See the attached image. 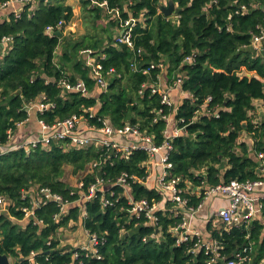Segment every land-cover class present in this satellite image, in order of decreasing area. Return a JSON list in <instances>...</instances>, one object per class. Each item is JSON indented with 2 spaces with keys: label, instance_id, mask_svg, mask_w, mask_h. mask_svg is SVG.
I'll return each instance as SVG.
<instances>
[{
  "label": "trees",
  "instance_id": "1",
  "mask_svg": "<svg viewBox=\"0 0 264 264\" xmlns=\"http://www.w3.org/2000/svg\"><path fill=\"white\" fill-rule=\"evenodd\" d=\"M95 1L107 5L81 0L86 31L78 37L65 33L75 17L68 0L27 2L20 17L0 20V40L12 37L0 59V196L7 201V210L0 211V251L14 264H208L212 255L203 247L192 252L197 238L177 245L173 229L184 214L171 213L175 203L148 184L145 149L127 155L104 145L80 147L70 138L49 146L3 148L29 118V105L41 99L50 108L38 110V118L48 125L73 116L82 117L83 134L87 128L100 133L106 122L116 129L131 125L156 145L167 141V118L173 116L182 132L171 140L170 172L180 179L187 207H199L207 187L264 178V156L259 157L264 155V120L252 113L255 102L264 101V50L252 46L264 32V0H174L182 10L170 17L160 9L163 0ZM103 15L106 24L98 23ZM129 18L137 20L131 45L118 42ZM87 51L101 64L106 89L81 54ZM161 65L169 85L183 78L187 96L177 106L152 92L162 82ZM62 81H84L88 93L66 91ZM66 167L82 174V187L74 190L63 179ZM122 174L134 200L165 205V211L155 212V221L131 212L126 189L117 184ZM98 178L113 205L104 206L101 193L92 200L82 197ZM36 187L60 194L70 202L67 211L56 218L60 207L49 202L27 218L24 208L32 207V197L23 194ZM261 202V215L249 224H208L221 255L212 264H226L245 249L253 264L264 259V198ZM23 221L24 226L18 223ZM72 222L99 238L101 258L77 246H60V230Z\"/></svg>",
  "mask_w": 264,
  "mask_h": 264
},
{
  "label": "built area",
  "instance_id": "2",
  "mask_svg": "<svg viewBox=\"0 0 264 264\" xmlns=\"http://www.w3.org/2000/svg\"><path fill=\"white\" fill-rule=\"evenodd\" d=\"M38 0H6L0 2V16L2 13L9 15L14 14L16 17H20L21 13L24 11V6L27 2H35ZM94 3L100 6L105 7L106 2L98 3L94 0ZM17 5V6H16ZM115 14L119 15V12L116 11ZM137 20L135 18H129L125 21L124 27L121 30V34L118 37V42L132 44V28L135 25ZM62 23H60L61 25ZM49 32H54V28L50 27ZM12 41L11 36L4 37L0 40V49L7 51L9 49V44ZM253 48L257 52L264 50V32L259 35H256L253 38L252 42ZM88 52V51H87ZM90 53V52H89ZM88 53V54H89ZM2 57H0L1 59ZM188 61H191L192 58L188 57ZM88 64L91 66L94 77L97 79V83L104 89L107 88V81L103 77L102 66L99 62L94 65V60L89 56ZM163 66V65H161ZM113 71V70H112ZM111 71V72H112ZM183 83V78L178 77V79L173 83L172 87L181 88ZM62 86L66 91H80L83 94L88 93L87 86L84 81H78L76 83H69L67 81H62ZM152 92H160L163 95V102L168 105H174L168 91L163 88L162 82L158 85L153 86ZM38 110L44 111L50 108V104L41 103L38 104ZM168 119V125L170 122V116ZM82 117L73 116L63 121H59L54 125H48L44 121L40 120L42 129L45 134H42L41 138L26 142L25 144L19 146H31L36 147L38 144L43 146H49L54 140H64L70 138L73 144L77 146H87L89 144H98L108 146L114 150L121 151L127 155L131 153L134 149H145L150 155V159L154 158L157 154L159 155V161L162 166V172L159 174L155 187L162 192L165 198L172 200L175 205L170 208L169 211L174 215L184 214V221L179 226L173 229L175 235L177 236V245H180L184 242L189 241L192 238H197V242L192 250L196 252V248L203 247L206 254L212 255L211 260L208 264H212L215 260L221 257L219 249L220 246L218 242L213 239H206L200 231L194 230L191 228V214H194L202 206L199 205L197 208L187 207V200L181 196L182 189L178 188L179 178L173 177L171 175L170 169L172 164L169 162V152L172 149L171 140L172 138L181 134L182 129L176 128L173 133L169 134L167 131V141L162 145H156L152 136L144 135L136 127L131 125H126L121 129H116L109 122L99 129L100 133L90 132V128H87L85 132L79 131V126L82 123ZM11 133V131H10ZM12 137V135L10 136ZM117 137H127L129 144H123L117 141ZM1 152V150H0ZM263 154H259V157H263ZM262 171H264V165H262ZM150 178V174L148 179ZM104 181L100 178L97 179L96 183L90 184L88 190L82 193V197L87 200H92L96 198L99 193L103 194V204L104 206L113 205L114 202L106 196L105 189L102 187ZM117 184L124 187L128 194L130 203L132 204L131 212L139 216L142 213H145L152 221L157 219L155 212L159 210H166L165 205L163 204H154L150 205L147 200H134L130 194L128 188L127 174H122L117 179ZM83 182H80V187H82ZM264 186V178H259L256 180H246L240 181L234 179L227 184H219L213 187H207L205 190V199L211 195L219 194L229 198V204L222 206L215 213L216 217L213 220V225L217 226L218 223L226 226V228L232 226H240L244 223H251L257 219L262 212L263 204L262 199L264 195H261L258 192V188ZM79 187V188H80ZM111 195L114 194L112 189L108 190ZM31 196L32 197V207L24 208L26 211V217L31 218L35 215L34 208L45 205L49 202H55L60 207V212L56 215V218H59L64 214L70 202L65 201L60 194L53 192L48 187L33 188L29 191L24 192L23 197ZM7 201L4 196H0V211L1 209H6ZM187 207V210L183 213V209ZM86 212L82 214L85 216ZM87 237L89 238L87 243H82L77 247L88 250L89 252L94 253L98 258H101L99 253V238L95 234H90L86 232ZM247 250H243L236 254V258L228 261L226 264H253L252 258L247 254ZM75 256H79L76 252ZM259 264H264V259L261 260Z\"/></svg>",
  "mask_w": 264,
  "mask_h": 264
},
{
  "label": "crops",
  "instance_id": "3",
  "mask_svg": "<svg viewBox=\"0 0 264 264\" xmlns=\"http://www.w3.org/2000/svg\"><path fill=\"white\" fill-rule=\"evenodd\" d=\"M68 3L71 4L70 2H68ZM71 5L74 8V5L73 4H71ZM8 18H9V15H6L4 13H2L0 16V20H5V19L7 20ZM72 22L68 26H71ZM67 27H66L65 33L67 32ZM61 46H62V48H61ZM61 46L57 50V54L59 56L58 58L61 57V54L64 51V46L63 45H61ZM7 53H8V50L5 51V50L0 49V57H4ZM88 53L89 52H82L81 54L87 55V57L89 59ZM91 59L94 60V63H95L94 65H96L97 62H99L97 60L96 56L91 57ZM87 64H88V60H87ZM163 78H162L163 88H165L168 91L174 105L177 106L181 102V100L187 96V93H185L181 88L172 87L171 85H169L167 83L166 77H165V79H163ZM39 103H41V99H36L33 104L31 103L29 105V107H28L29 111H30L29 112V118L26 119L24 122L19 124L17 131L12 134V137L10 138L9 143L6 145L7 148H5V147L3 148L4 150L19 148V146L25 144L26 142L39 139V138H41L42 134H45V132L42 129L40 119L38 118V108L37 107H38ZM33 106H35V107H33ZM256 109L259 111L264 109V101L257 100L255 102V109L254 110H256ZM254 110H253V112H254ZM174 121L175 120L172 116V118H170V122L168 125V133L169 134L173 133L174 129L178 128V127H176V124ZM117 141H119L125 145L129 144L128 141L122 140V139H120V137H117ZM147 166H148V169L150 172V178L148 179V184L151 187H154L159 174L162 172V170H159V167H162L160 164V161H159V155L157 154L154 158H151L147 162ZM257 191L260 192L261 195H264V186H261L260 188H258ZM228 204H229V198L222 196V195H219V194H214V195H211L208 198L204 199L201 208L199 210H197L194 214H191V217H192L191 218V228L194 230L200 231L206 239H210L211 238L210 232L207 230L208 224L210 222H212V224H213V220H215V217H216L215 213L219 210V208H221L222 206L228 205ZM86 235L87 234L85 233L84 236L87 237ZM80 240L81 241L76 242V244H75L76 246H78L82 243H87L86 242L87 239L82 238Z\"/></svg>",
  "mask_w": 264,
  "mask_h": 264
},
{
  "label": "rangeland",
  "instance_id": "4",
  "mask_svg": "<svg viewBox=\"0 0 264 264\" xmlns=\"http://www.w3.org/2000/svg\"><path fill=\"white\" fill-rule=\"evenodd\" d=\"M68 2H70L71 4L74 5L75 17L73 19L71 26L67 27L66 33L73 32L74 36L78 37V36L84 34L86 31L85 24H84V20H85L84 19V12L82 10V2H81V0H68ZM162 4L166 5L167 3L165 2V0H163ZM161 5H160V8H161ZM104 15H103V18L98 21V23L106 24L107 17ZM61 48H62V46H61ZM165 69H166L165 66H163V72L165 71ZM243 73H246V72L243 71ZM162 77H164L163 79H165V72H164V75L162 74ZM33 103L34 102H32V104ZM33 107H35V106H33ZM252 113L257 120L258 119H259V121L264 120V109H262L260 111L256 109ZM170 118H172V116H170ZM159 170H162V167H159ZM63 179L69 184V186H71L74 190H76L77 188L80 187V182H82V174H78V175L73 174L71 171V168L66 167V171H65V174L63 176ZM1 210L6 211L7 209H1ZM18 223L23 225V226L26 224L25 221L18 222ZM72 224H74V225L64 227L62 230H60V233H59V236L61 238V245L60 246H62L64 248L75 247L76 242L81 241L80 239H82V238L87 239L86 242H88V240H89L88 237L84 236L86 232L83 230V225H81V223H79V225H77V226L73 222H72ZM220 225H222V224L221 223L217 224V226H220ZM10 260H11V264H14V259L10 257Z\"/></svg>",
  "mask_w": 264,
  "mask_h": 264
},
{
  "label": "water",
  "instance_id": "5",
  "mask_svg": "<svg viewBox=\"0 0 264 264\" xmlns=\"http://www.w3.org/2000/svg\"><path fill=\"white\" fill-rule=\"evenodd\" d=\"M160 9L163 12V14L167 17L178 15L182 10V8L179 7L178 4L174 2V0H168V3L166 5L162 4ZM55 34L61 35L62 32L57 31L55 32ZM0 264H11L10 257L7 254L1 253V251H0Z\"/></svg>",
  "mask_w": 264,
  "mask_h": 264
}]
</instances>
